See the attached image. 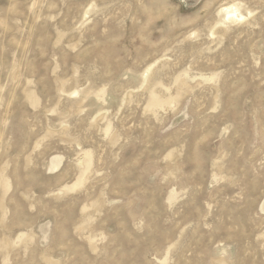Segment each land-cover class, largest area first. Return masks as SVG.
Listing matches in <instances>:
<instances>
[{
  "label": "rangeland",
  "instance_id": "obj_1",
  "mask_svg": "<svg viewBox=\"0 0 264 264\" xmlns=\"http://www.w3.org/2000/svg\"><path fill=\"white\" fill-rule=\"evenodd\" d=\"M0 264H264V0H0Z\"/></svg>",
  "mask_w": 264,
  "mask_h": 264
}]
</instances>
